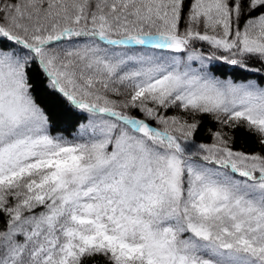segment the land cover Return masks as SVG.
Instances as JSON below:
<instances>
[{
  "label": "snow or ice",
  "instance_id": "obj_1",
  "mask_svg": "<svg viewBox=\"0 0 264 264\" xmlns=\"http://www.w3.org/2000/svg\"><path fill=\"white\" fill-rule=\"evenodd\" d=\"M98 258L264 264V0H0V264Z\"/></svg>",
  "mask_w": 264,
  "mask_h": 264
},
{
  "label": "trees",
  "instance_id": "obj_2",
  "mask_svg": "<svg viewBox=\"0 0 264 264\" xmlns=\"http://www.w3.org/2000/svg\"><path fill=\"white\" fill-rule=\"evenodd\" d=\"M209 127H214V125H212L210 121L206 120L200 132L197 134V137H196L197 141L210 142V139L208 138L206 134V129ZM254 147H255L254 141L251 137L246 136L243 133L237 134L236 143L234 144V148H236L237 150L242 149L244 151H250ZM92 264H101V260L98 258L96 261H93Z\"/></svg>",
  "mask_w": 264,
  "mask_h": 264
}]
</instances>
